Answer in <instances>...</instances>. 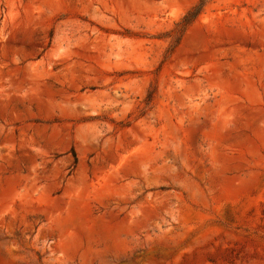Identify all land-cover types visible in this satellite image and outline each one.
Here are the masks:
<instances>
[{
	"label": "rangeland",
	"instance_id": "374dc122",
	"mask_svg": "<svg viewBox=\"0 0 264 264\" xmlns=\"http://www.w3.org/2000/svg\"><path fill=\"white\" fill-rule=\"evenodd\" d=\"M0 264H264V0H0Z\"/></svg>",
	"mask_w": 264,
	"mask_h": 264
},
{
	"label": "trees",
	"instance_id": "16d2710c",
	"mask_svg": "<svg viewBox=\"0 0 264 264\" xmlns=\"http://www.w3.org/2000/svg\"><path fill=\"white\" fill-rule=\"evenodd\" d=\"M200 13V9L195 10V11H191L189 12L182 21V24L187 26L193 19H195Z\"/></svg>",
	"mask_w": 264,
	"mask_h": 264
}]
</instances>
